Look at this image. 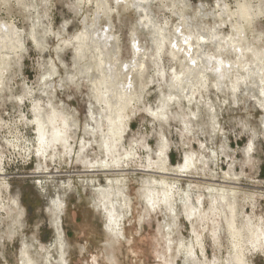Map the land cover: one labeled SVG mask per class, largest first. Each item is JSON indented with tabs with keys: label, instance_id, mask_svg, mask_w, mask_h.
Segmentation results:
<instances>
[{
	"label": "rangeland",
	"instance_id": "1",
	"mask_svg": "<svg viewBox=\"0 0 264 264\" xmlns=\"http://www.w3.org/2000/svg\"><path fill=\"white\" fill-rule=\"evenodd\" d=\"M107 1L113 8V1ZM167 1H174V8L183 10L192 19L197 16L198 5L203 4L205 10H213L218 1L224 2L230 12H236L241 5L248 6L255 14L259 10V16H255L251 24L244 20L241 23L253 46L264 45V0H187L191 9L185 8L186 10L177 0ZM95 10L94 4L88 0H84L82 4H78L77 0H0V21L12 23L23 31L24 40L23 50L11 55L3 85L0 86V167L4 181L9 185L7 192L2 190V198L5 201L17 200L22 211L20 217L14 212L8 213L7 209L0 211V264H21L22 251L33 264H62V258L65 264H185L186 251L180 249L178 243L182 241L188 246L192 235L183 213L184 202L189 205L192 201L197 206L199 192L208 195L202 191V185L220 183L223 174L230 169L239 175L243 171L246 176L239 183L242 193L237 199V212H246L251 216L253 211L256 218L264 220V129L261 121L264 111L259 109L256 101H252V93L247 95L238 92L233 96L237 98V103L233 102L230 95L229 106L216 105L217 110H220L219 122L225 139L222 132L212 128L204 106L199 107L200 114L196 120L186 108L180 113L174 106H170V112L174 110L180 117L187 116L185 120L189 119L191 134L184 132L180 118L173 121L169 117L165 124L142 111L130 114L124 140L126 149L130 141L136 140L145 142L150 149L156 150L162 132L170 144L168 156L172 166L183 163L185 152L205 153V156L209 155V161L205 166L197 165L199 176L203 178L204 173L210 174L209 170H213L218 176L215 182L208 179H168L178 190L177 195L168 203V208L163 206L161 210L152 211L146 206L143 200L145 179L150 177L134 171L136 167L131 163H128V171L120 175L90 173L76 162L74 155L72 160L63 156L60 160L47 162V174L36 170L38 160L35 153L29 155L27 152L36 143L35 127L30 124L33 113L26 93L29 89L34 90L33 96L41 102L44 112H49V98L41 94V91L47 88L46 84L55 87L57 92L50 97L51 100L54 98L52 103L55 109L69 114V123L73 124L75 121L78 126L73 133L72 142L75 154L80 151L79 143L82 139L92 141V135L86 129L95 127L91 118L98 117V109L91 95L93 87L86 77L75 78L80 64L74 66L71 49H58L59 41L54 35L61 32L62 38L72 37L83 29L84 23H89L88 19L93 18ZM118 10L119 14H112L110 20L114 26L113 32L119 36L121 59L128 60L131 55L128 37L137 17L131 10H123L121 7ZM152 10L159 21L163 17H171V21L178 22L158 2L152 5ZM207 22L212 25L214 20ZM65 23L67 28L63 33L61 28ZM106 25L107 19L101 15L96 27L101 29ZM32 26L34 39L40 47L29 36ZM229 27L226 26L222 31L230 33ZM47 30H51L50 35L46 34ZM258 33L263 36L261 44L256 41ZM139 38L141 42L148 44L146 33L140 32ZM164 60L167 64L168 58L165 57ZM50 62L53 63L52 67ZM151 73L153 74L152 71ZM146 93L148 95H144L145 98L137 104V108L141 109L144 105L155 110L159 105L156 85L150 84ZM253 94L262 99L260 90H255ZM212 99L216 100L213 94ZM222 100L220 97L221 103ZM174 111L171 113L174 114ZM253 132L257 133L255 139ZM252 137V161L248 163L245 148L250 145ZM198 142H203L207 150L199 147ZM211 152H215V156ZM139 154L144 164L146 153L139 150ZM87 156L91 161L95 159L91 151ZM195 173L190 171L185 174L193 178ZM120 178H124L120 192L129 200L130 207L129 211L123 209L125 218L120 222L121 235L115 238L111 228L107 229L110 221L106 210L112 213L111 206L108 203L102 206L96 199L98 195L104 197L112 191V201L118 205L115 184L108 186V180ZM153 178L157 182L156 188L160 189V177ZM196 185L200 187V191L194 188ZM211 193L214 191L211 190ZM188 195L190 201L187 199ZM208 207L209 202L206 200L205 209ZM140 218L143 219L141 222ZM204 241L205 254L212 260L213 243L207 235ZM221 241L224 260L226 249L229 248L226 232L222 234ZM246 260L248 264H264V254L260 251L252 252Z\"/></svg>",
	"mask_w": 264,
	"mask_h": 264
},
{
	"label": "bare ground",
	"instance_id": "2",
	"mask_svg": "<svg viewBox=\"0 0 264 264\" xmlns=\"http://www.w3.org/2000/svg\"><path fill=\"white\" fill-rule=\"evenodd\" d=\"M77 1L78 4H82L84 0ZM112 1L113 8L107 0H88L96 9L93 18L88 19L89 23L83 22V29L67 39L62 38L61 32L54 35L59 41L58 49L60 51L63 48L71 49L74 66L80 64L76 69L78 74L74 75L75 78L84 76L93 87L91 95L98 109V117L91 118L95 127L86 129L89 135H92V141L82 139L79 143L80 151L75 154L72 142L73 133L78 129L77 123L73 121V124H70L69 114L55 109L52 103L54 98L51 100L50 97L54 96L57 90L52 84L47 86L43 83L47 88L41 91V94L49 98L48 104L46 103L50 108L49 112H44L41 102L34 98V90L29 89V92H26L32 104L33 120L30 124L35 127L36 132L35 146L32 149L28 148L27 152L29 155L35 153L38 160L36 170L41 174L49 173L47 162L60 160L63 156V158L68 156L72 160L75 155L76 162L87 168L88 172L108 175L127 172L128 163H131L136 167L134 171L150 177L145 179L143 200L146 206L152 211L161 210L163 206L169 207L168 203L178 192L173 184L167 181L168 179L190 178L197 181L208 179L215 182L218 176L213 170H209L211 173L208 175L204 173L203 178L199 176L197 165L205 166L209 161V155L205 156V153L185 152L183 163L172 166L168 156L170 144L162 132L156 150L150 149L145 142L136 140L130 141L126 149L124 140L130 114L142 111L165 124L169 117L173 118V121L180 118L179 121L185 130L183 131L191 134L189 119L185 120L187 116L180 117L174 110L172 111L175 113L172 114L170 106H174L180 113L186 108L195 120L200 114L199 107L204 106L212 128L214 131L218 129L219 133L222 132L225 139L219 122L220 110H217L216 105L229 106L230 95L233 102L237 103V98L233 96L238 92L247 95L252 93L251 96L254 98L252 101H256L259 109L264 111V45L253 46L241 23L244 20L245 23L251 24L254 17L259 16L260 11L257 10L255 14L248 6L241 5L236 12H230L224 2L218 1L215 4L216 11L205 10L203 4L198 5L197 16L192 19L183 10H176L174 1L170 3L167 0ZM177 1L183 9H191L187 0ZM155 2L161 4L178 22L171 21V17H163L162 21L157 20L152 10ZM120 7L123 10H131L137 17L128 37L131 51L128 60L121 59L119 36L113 32L114 26L110 20L112 14H119ZM101 15L106 17L107 25L100 29L96 26ZM207 20H214V23L209 25ZM32 23L34 26V21ZM33 26L29 36L34 39ZM226 26H230V33L222 31ZM66 28L67 23L61 28L63 33L66 32ZM140 32L147 34L148 44L141 42ZM22 33L23 31L12 23L0 21V86L3 85L11 55L24 48ZM48 33L50 35L51 30H47L46 34ZM262 38V34L258 33L256 41L261 44ZM34 41L36 46L40 47L38 41L35 39ZM165 57L168 58V65L165 64ZM50 65L52 67L53 63L50 62ZM151 71L153 74H150ZM150 84L157 87L159 105L155 110L144 105L139 109L137 104L145 98L144 95H148L146 89ZM255 90L256 92L260 90L262 99L255 97L253 94ZM212 94L216 100L212 99ZM220 97L223 99L222 103ZM261 121L264 129V117ZM256 134L255 132L252 134L254 139ZM198 145L207 150L203 142H198ZM253 146L252 137L250 145L245 148L248 163L252 161L250 153L253 152ZM139 150L146 153L144 164ZM89 151L95 157L93 161L88 159ZM211 154L215 156V152ZM190 171L196 172V176L188 177L185 173ZM155 176L160 177L158 183L160 189L156 188L157 182L153 178ZM3 177L0 167V211L7 209L8 213L14 212L20 217L22 211L17 200L5 201L2 198V190L7 192L9 188ZM243 177L246 178L243 171L239 175L230 169L223 174L220 183L215 182L218 184L212 186L202 185V191L208 195L199 192L197 206L192 201L189 205L184 202L183 213L192 235L188 246L182 241L178 243L179 248L186 251L185 264H248L246 258L252 252L260 251L264 254V220L256 218L253 211L250 216L246 212L236 210L237 199L242 193L239 190V183ZM123 180L124 178L108 180V186L115 184L118 205L112 201L114 196L112 191L104 197L98 195L96 199L102 206L107 203L111 206L112 213L106 210L110 221L107 229L111 228L115 238L121 235L120 222L125 218L123 209L129 211L130 207L129 200L120 192ZM194 188L200 191L198 185ZM211 190L214 191L213 194ZM187 199L191 200L189 195ZM206 200L209 202L207 209ZM142 220L140 218V222ZM225 232L229 248L226 249V258L223 260L221 236ZM206 235L210 237L214 246L212 260L205 254ZM61 261L65 264L63 258ZM21 264H33L24 251L21 252Z\"/></svg>",
	"mask_w": 264,
	"mask_h": 264
}]
</instances>
